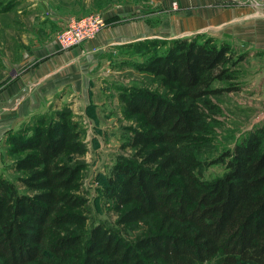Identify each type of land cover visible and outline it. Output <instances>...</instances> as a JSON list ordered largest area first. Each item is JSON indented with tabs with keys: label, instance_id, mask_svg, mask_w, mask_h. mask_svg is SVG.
I'll list each match as a JSON object with an SVG mask.
<instances>
[{
	"label": "trees",
	"instance_id": "obj_1",
	"mask_svg": "<svg viewBox=\"0 0 264 264\" xmlns=\"http://www.w3.org/2000/svg\"><path fill=\"white\" fill-rule=\"evenodd\" d=\"M157 40L164 51L135 64L156 88L119 95L137 128L132 154L106 179L118 227L88 224L81 165L70 160L84 152L82 126L62 106L5 137L16 174H0V264H264V128L211 159L219 176L203 178L198 158L215 133L211 98L237 89L242 55L200 34Z\"/></svg>",
	"mask_w": 264,
	"mask_h": 264
},
{
	"label": "rangeland",
	"instance_id": "obj_2",
	"mask_svg": "<svg viewBox=\"0 0 264 264\" xmlns=\"http://www.w3.org/2000/svg\"><path fill=\"white\" fill-rule=\"evenodd\" d=\"M128 1L0 0V90L14 78L11 77L6 64L12 63L18 57L17 48L23 46L20 35L33 34L42 31L43 28L54 30L56 35L63 27L62 24V27L59 26L61 22L59 16L74 14L78 10L81 11L78 14L80 16L88 13L101 14L106 25L129 17L128 14H119L124 13L121 8L124 3L128 4ZM173 5L174 3H171V7ZM151 20L154 22L156 19L153 17ZM53 26L57 28L54 29ZM26 40L25 44L33 43V38ZM140 41L125 43L109 52L102 78L98 79L103 89L97 87L92 89L97 97L90 96V101H97L98 105L88 104L82 109L83 113L79 108L75 113H71V116L81 124L83 131L81 140L84 152L71 156L70 160L81 165L78 175L87 198L88 224L102 222L110 227H118L115 222L116 212L105 189L106 179L112 174L113 165L120 158H128L132 154L131 149L125 144L131 131L137 128V117L124 114L119 95L130 87H144L153 91L157 85L155 78L137 71L135 64L165 49L157 39L159 43L154 46H147L143 42L139 45L137 42ZM230 46L234 50V56L242 55L233 67L236 72L233 82L237 89L211 98L219 108L214 123L215 133L212 134L213 140L210 143H203L204 145L199 147L198 154L202 161L201 176L207 179L219 176L223 172V164L211 163V159L216 157L223 147L231 146L233 141L252 127L264 128V51L248 48L246 44L240 42H233ZM221 83L216 82L215 85L219 86ZM60 108L47 112L48 117ZM32 118L33 116H30L22 122L24 124L20 123L14 129L25 128ZM8 131L0 135V174L12 178L16 172L10 165L16 156L7 151L5 137ZM125 234L129 235L131 231H125ZM205 264H212V261Z\"/></svg>",
	"mask_w": 264,
	"mask_h": 264
},
{
	"label": "crops",
	"instance_id": "obj_3",
	"mask_svg": "<svg viewBox=\"0 0 264 264\" xmlns=\"http://www.w3.org/2000/svg\"><path fill=\"white\" fill-rule=\"evenodd\" d=\"M121 9L124 13L119 14L128 18L106 24L93 38L71 47L59 46L55 31L47 28L19 36L23 46L17 48L18 57L6 64L14 78L0 90V135L52 109L67 105L75 113L88 104L98 105L90 96L97 97L92 89H103L98 79L109 52L134 40L200 34L264 51V12L260 9L226 0H129ZM75 12L59 16V26L68 17L80 16L81 11ZM26 38H33V43L25 44Z\"/></svg>",
	"mask_w": 264,
	"mask_h": 264
},
{
	"label": "built area",
	"instance_id": "obj_4",
	"mask_svg": "<svg viewBox=\"0 0 264 264\" xmlns=\"http://www.w3.org/2000/svg\"><path fill=\"white\" fill-rule=\"evenodd\" d=\"M227 2L249 6L264 12V0H226ZM105 26V19L99 13H88L81 16H71L63 27L57 31L55 39L59 46L66 48L77 45L94 37Z\"/></svg>",
	"mask_w": 264,
	"mask_h": 264
},
{
	"label": "water",
	"instance_id": "obj_5",
	"mask_svg": "<svg viewBox=\"0 0 264 264\" xmlns=\"http://www.w3.org/2000/svg\"><path fill=\"white\" fill-rule=\"evenodd\" d=\"M147 39H151V38H147Z\"/></svg>",
	"mask_w": 264,
	"mask_h": 264
}]
</instances>
